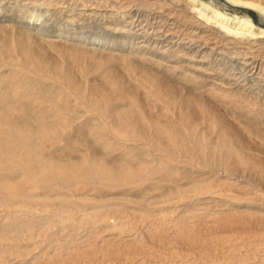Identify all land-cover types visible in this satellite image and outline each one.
Segmentation results:
<instances>
[{
  "label": "bare ground",
  "instance_id": "1",
  "mask_svg": "<svg viewBox=\"0 0 264 264\" xmlns=\"http://www.w3.org/2000/svg\"><path fill=\"white\" fill-rule=\"evenodd\" d=\"M3 1L0 264H264V0Z\"/></svg>",
  "mask_w": 264,
  "mask_h": 264
},
{
  "label": "rangeland",
  "instance_id": "2",
  "mask_svg": "<svg viewBox=\"0 0 264 264\" xmlns=\"http://www.w3.org/2000/svg\"><path fill=\"white\" fill-rule=\"evenodd\" d=\"M3 2H6V0H4ZM96 0H88L87 1V5H92V4H95ZM78 5V4H77ZM92 6H95V5H92ZM126 6V5H125ZM126 7H129L127 9H130V12L131 14L133 15V21L134 23L132 25H130L131 28L134 29V31H136V33H143V31H146L148 30L149 32H151V17L145 21L146 19V16H144L146 14V12H144V9L142 7H138V5H127ZM81 8V6H77L76 9H79ZM144 12V13H143ZM53 26H55V24L53 23L52 24ZM261 25V24H260ZM73 26H76L75 23ZM145 28V29H144ZM80 30V31H83V32H86V33H90V34H97V33H105L107 31H105V28L102 26V25H99L97 23H95L94 25L91 26V28H78L77 31ZM107 35H113L111 34L109 31L107 32ZM114 35H117V34H114ZM141 41V39L139 40ZM231 212H249L250 211V208L248 207H240V208H229ZM199 211V210H198ZM1 216V215H0ZM1 219V218H0ZM199 222H195V227L198 229L200 235H202L201 237L206 239L207 241V244H199V242H197L198 245L194 246L195 249L192 248L190 249L191 246H186L184 244H180L178 242H173L172 244H170V248L171 250H174V252H176L177 255H183V257H188L190 259H193V260H197V262H203V261H210L211 260H214V264H219L222 263V264H226V263H229L231 262V258H230V253L233 251V252H243L244 251V247H238V246H233L230 247L229 244L226 245L225 243L222 244V243H218L215 241V239L217 238L216 236L217 235H227V234H230V232H226V233H221L220 231H217V230H214V229H209V227L207 226H203V224H197ZM201 225V226H200ZM204 227V228H203ZM138 230H141V228L138 226L137 227ZM259 228L261 229H264L263 226H260ZM95 229V228H94ZM97 229V228H96ZM104 229V230H103ZM99 228V231L100 233L102 232L103 235L105 236H100L102 235V233L100 235H97L98 237H96L95 233L99 234V231H95V235L93 234V230L91 231L90 229H86V230H78V231H75L74 235H73V243H75V245H78V246H82V245H86L88 243L87 240H91V239H94L95 241L97 240L99 242V240L104 237V239H108L109 238H115V236H108V233L109 231H107V233L104 234V232L107 230L105 228ZM201 229V230H199ZM205 229H208V230H205ZM92 233H90L89 232ZM98 230V229H97ZM103 230V231H101ZM109 230V229H108ZM203 230V231H202ZM88 231V232H87ZM144 231V229H143ZM201 231V232H200ZM246 231V230H245ZM250 232V230H247ZM245 232V233H241L243 236H245V238H247L248 240L250 239L252 233L250 232ZM78 232V233H77ZM84 232V233H83ZM86 232V233H85ZM111 232V231H110ZM207 232V233H206ZM212 232V233H211ZM218 232V233H217ZM79 236H78V235ZM205 234V235H204ZM211 236H209V235ZM245 234V235H244ZM88 235V236H87ZM207 235V237H205ZM233 234H231L232 236ZM125 236V235H124ZM209 236V237H208ZM91 237V238H89ZM99 237H101L99 239ZM124 239H128L126 236L123 237ZM76 239V240H75ZM211 239V240H210ZM214 239V240H213ZM244 239V238H243ZM92 240V241H94ZM213 240V241H212ZM235 241V240H234ZM81 242V243H80ZM124 242V241H123ZM236 243V242H234ZM203 245V246H202ZM205 245V247H204ZM243 245H246V244H243ZM174 246V247H173ZM198 246V248H197ZM53 245H46V249H47V252H49L50 255H52L54 253L53 249H52ZM183 247V248H182ZM202 247V248H201ZM207 247V248H206ZM230 247V248H229ZM237 247V248H236ZM158 248V247H157ZM228 248V249H227ZM218 249V250H217ZM242 249V250H240ZM158 250H163L159 247ZM39 251V248H34L33 252L37 253ZM223 251V252H222ZM52 253V254H51ZM258 259V257H262V253L259 251V256L258 254L256 255ZM226 257V258H224ZM200 258V259H199ZM215 258V259H214ZM14 259V258H13ZM174 259V258H173ZM171 259L170 263H167V264H175V259L173 260ZM252 259V258H251ZM255 258L252 259V260H256ZM9 261H4L2 264H23L21 263L22 261L19 259H14L11 260L10 259H7ZM18 260V261H16ZM15 261V262H13ZM88 262V263H87ZM166 262V261H165ZM70 262L67 263V261H61V262H56V261H48L47 263H41V264H69ZM70 264H110L107 260H97V261H92V262H89V261H77L75 263H70ZM114 264H121L119 262H116ZM154 264H161L160 262H156ZM164 264V263H163ZM166 264V263H165Z\"/></svg>",
  "mask_w": 264,
  "mask_h": 264
}]
</instances>
